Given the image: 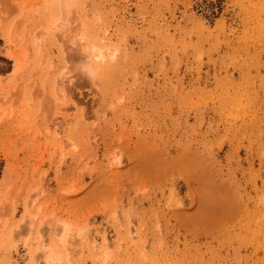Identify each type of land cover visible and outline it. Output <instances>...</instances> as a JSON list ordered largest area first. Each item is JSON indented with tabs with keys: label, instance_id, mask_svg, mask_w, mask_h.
Listing matches in <instances>:
<instances>
[{
	"label": "rangeland",
	"instance_id": "rangeland-1",
	"mask_svg": "<svg viewBox=\"0 0 264 264\" xmlns=\"http://www.w3.org/2000/svg\"><path fill=\"white\" fill-rule=\"evenodd\" d=\"M0 264H264V0H0Z\"/></svg>",
	"mask_w": 264,
	"mask_h": 264
},
{
	"label": "bare ground",
	"instance_id": "bare-ground-1",
	"mask_svg": "<svg viewBox=\"0 0 264 264\" xmlns=\"http://www.w3.org/2000/svg\"><path fill=\"white\" fill-rule=\"evenodd\" d=\"M18 250V249H17ZM52 255H51V253L49 252V254H48V256H47V261H52Z\"/></svg>",
	"mask_w": 264,
	"mask_h": 264
}]
</instances>
